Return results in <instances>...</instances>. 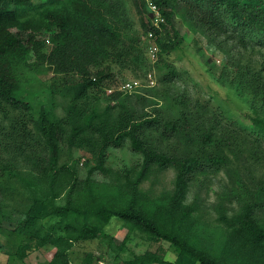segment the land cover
<instances>
[{"label": "trees", "instance_id": "obj_1", "mask_svg": "<svg viewBox=\"0 0 264 264\" xmlns=\"http://www.w3.org/2000/svg\"><path fill=\"white\" fill-rule=\"evenodd\" d=\"M176 1L183 2L186 20L206 35L223 31L242 41L246 38L264 43V0H151L163 21L156 26L148 17L145 21L141 19V24L145 30L153 31L159 48L177 43L170 33ZM132 2L140 16L142 13L152 16L147 11L146 0ZM124 19L126 22L123 0H0V103L29 109L30 103L14 93L23 73L37 71L42 65L52 72V79L56 78L72 94L66 114L59 120L49 118L43 110L30 119L39 142L32 141L34 133L27 121L18 119L0 138L1 171L25 180L34 196L24 218L10 230L21 240L16 250L18 256L21 258L26 249L44 246L45 264H71L68 249L72 243L98 236L110 218L115 217L125 227L121 239L109 238L116 254L134 229L165 239L177 249L174 260L144 252L135 254L124 264H236L224 256L247 260L251 256L247 262L264 264V218L254 217L251 202H243L229 217L219 215L218 220L227 228L222 234L219 253L223 257L212 254L207 247H197L191 240L194 216L191 206L182 200L201 157L196 153L167 152L150 134L160 127L175 130V122L158 111L136 115L124 103L108 104V110L117 106L115 114L108 112L101 116L86 101L97 100L100 92H106L105 83L109 81H104L105 78L110 83L114 80L108 68L122 54L119 41ZM44 34L51 41L48 49L41 37ZM166 65L164 78L170 79L176 69ZM96 72L100 73L96 75ZM72 75L77 78L69 82ZM256 80V77L249 80L253 88ZM107 93L113 100L120 97L122 89L113 87ZM250 120L255 133L264 138V116L254 115ZM126 139L131 149L140 153L141 161L134 172L124 170L122 179L112 170L110 179L116 184L112 180L103 182L106 187L114 185L117 189L110 197L102 191L96 192L98 185H91L89 177L79 178L71 166L59 162L60 142H63L67 147L81 148L91 154L95 164L88 172L98 168L106 173L110 171L104 166L106 148L120 146ZM202 140H210V133L206 132ZM41 141L38 155L36 146ZM206 159L219 163L223 158L213 154ZM152 167L174 170L170 193L148 198L138 187ZM60 194L65 198L63 204L55 202Z\"/></svg>", "mask_w": 264, "mask_h": 264}, {"label": "rangeland", "instance_id": "obj_2", "mask_svg": "<svg viewBox=\"0 0 264 264\" xmlns=\"http://www.w3.org/2000/svg\"><path fill=\"white\" fill-rule=\"evenodd\" d=\"M123 3L127 20H123L125 24L120 28L122 54L108 68L114 80L110 83V79L105 78L104 81H109L105 83L106 92H100L97 100L90 98L86 101H90L101 116L108 112L115 114L117 106L108 110V104L124 103L136 115L158 111L176 123L175 130L160 127L151 130L150 134L167 152L196 153L201 157L182 202L191 206L194 216L193 243L222 256L219 254L222 234L227 228L218 220L220 214L229 217L243 202H251L254 217L264 218V138L255 133L250 120L254 115L264 116V43L246 38L242 41L223 31L206 35L186 20L183 2L177 4L176 1L170 33L177 43L173 47L159 48L156 35H150L151 29L145 30L141 24V19L145 21L148 17L150 22H156L153 15L142 13L140 16L132 0H123ZM146 8L151 12L148 3ZM41 37L48 49L51 46L48 35ZM166 63L176 69L170 79L164 78L168 68ZM39 68L25 71L14 93L30 103L29 109L11 108L0 103V138L3 139V134L10 131L18 119L27 121L34 133L32 141L39 142L40 137L30 119H34L40 110L53 120L65 116L72 94L63 84L56 82V78H51L52 72L44 65ZM252 77L257 78L255 88L249 81ZM76 78V75L68 77L69 82ZM125 82L137 86L123 88ZM113 87L122 89V94L112 100L107 92ZM206 132L210 133V140L204 141L202 136ZM41 143L36 146L38 155ZM60 147L59 162L71 166L79 178L89 177L91 185H98L96 192L102 191L109 197L117 189L114 185L106 187L103 182L112 180L116 184L110 179L112 170H116L122 179L124 170L134 172L141 161L140 153L132 150L126 139L120 146L106 148L104 166L110 171L104 173L93 168L88 172L95 160L87 150L67 147L63 142ZM213 154L221 156L222 161L213 163L206 159ZM21 175L24 177L25 173ZM174 175L170 167H152L138 187L148 198H156L173 190ZM46 181L44 178L43 187L47 185ZM0 183V264H45L44 246L26 249L20 258L16 250L21 240L17 233L10 231L24 218L33 201V193L25 185V180L1 169ZM55 202L63 204L64 196L60 194ZM124 234L121 221L110 218L98 236L72 243L68 249L71 264H124L125 260L144 252L170 260L177 256L176 247L169 241L135 229L116 254L109 238L112 236L118 241ZM224 257L236 264H253L247 262L251 256L248 260L245 257Z\"/></svg>", "mask_w": 264, "mask_h": 264}, {"label": "built area", "instance_id": "obj_3", "mask_svg": "<svg viewBox=\"0 0 264 264\" xmlns=\"http://www.w3.org/2000/svg\"><path fill=\"white\" fill-rule=\"evenodd\" d=\"M146 2L148 3V6L151 8V12L154 17V20H156V22H154L153 24L159 26V22L163 21V16L160 14L158 8L153 2H151V0H146ZM151 34L155 35L152 30H150V35ZM135 86H137L135 83L125 82L124 86L122 87L128 89V88H133Z\"/></svg>", "mask_w": 264, "mask_h": 264}]
</instances>
